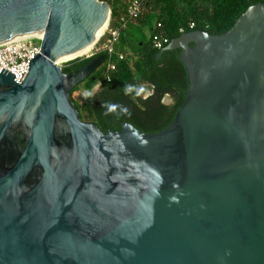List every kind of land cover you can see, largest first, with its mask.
<instances>
[{
	"label": "water",
	"instance_id": "1",
	"mask_svg": "<svg viewBox=\"0 0 264 264\" xmlns=\"http://www.w3.org/2000/svg\"><path fill=\"white\" fill-rule=\"evenodd\" d=\"M109 17L102 0H0V44L42 33L22 82L0 72V264H264V2L159 50L180 49L187 89L153 132L80 118L70 91L105 53L56 64Z\"/></svg>",
	"mask_w": 264,
	"mask_h": 264
},
{
	"label": "trees",
	"instance_id": "2",
	"mask_svg": "<svg viewBox=\"0 0 264 264\" xmlns=\"http://www.w3.org/2000/svg\"><path fill=\"white\" fill-rule=\"evenodd\" d=\"M102 1L110 7V26H117L119 17L125 13L127 0ZM258 2L264 0H144L145 9L136 20V27L131 24V29L127 26L120 31L118 41L114 44L116 51L127 53L124 59L110 56L107 62L115 63L114 70H108L105 61L102 67L99 66L91 76L70 91V98L80 118L93 121L101 131L119 130L120 121L130 122L143 132L160 130L180 107L187 84L185 69L178 59L180 49L164 51L156 60L159 50L182 32L198 29L210 34H221L233 25L248 6ZM190 22L193 26H190ZM154 35L165 39L159 48L153 45ZM128 40H131L129 47L126 46ZM76 58L68 61L62 70L67 72L74 68V64H83L91 57ZM97 82L99 87L90 98L80 104L73 99L74 90L88 92ZM144 84H149L153 89V94L148 97L150 99L155 94L160 97L174 88L172 103L147 102L143 99ZM125 85H133L140 90L139 95L135 92L125 95ZM110 105H115V109L109 111ZM121 108H126L127 112H122ZM142 116L153 118L154 121L139 123L135 120Z\"/></svg>",
	"mask_w": 264,
	"mask_h": 264
},
{
	"label": "built area",
	"instance_id": "3",
	"mask_svg": "<svg viewBox=\"0 0 264 264\" xmlns=\"http://www.w3.org/2000/svg\"><path fill=\"white\" fill-rule=\"evenodd\" d=\"M144 9V0H127L125 13L119 17L117 26H110L108 21L106 30L97 39L88 54L83 57L87 58L95 54L105 53L108 55V59L112 55H115L119 60L124 59L127 53L116 51L114 44L118 41L120 31L125 29L130 22L137 20ZM190 26H193L192 22H190ZM41 39L42 33H32L1 43L0 72L7 71L12 74L14 82H22L28 73L30 61L40 52ZM152 41L154 47L159 48L165 42V39L162 40L154 35ZM106 68L114 70L115 63L106 61ZM107 80H109V76H107ZM98 85L99 82L95 84V86Z\"/></svg>",
	"mask_w": 264,
	"mask_h": 264
},
{
	"label": "flooded vegetation",
	"instance_id": "4",
	"mask_svg": "<svg viewBox=\"0 0 264 264\" xmlns=\"http://www.w3.org/2000/svg\"><path fill=\"white\" fill-rule=\"evenodd\" d=\"M136 23V20L135 21H132V22H130V24H128V25H130V29L132 28V25H134V27H136L135 24ZM132 24V25H131ZM128 41H131V40H128ZM128 41H127V43H128ZM191 45V44H190ZM97 54H95V55H92V56H90L91 58L90 59H92L94 56H96ZM108 60V55L107 54H105V57H104V60H103V62L99 65L100 67H102L103 65H104V63H105V61H107ZM87 62V61H86ZM85 62V63H86ZM84 64V63H83ZM83 64H74L73 66H74V68L73 69H69L67 72H70V71H74L77 67H79V66H81V65H83ZM98 66V67H99ZM97 67V68H98ZM96 68V69H97ZM95 69V70H96ZM94 70V71H95ZM93 71V72H94ZM67 72H65V73H67ZM92 72V73H93ZM89 76H91V74H89L88 76H87V78L89 77ZM87 78H85L83 81H85ZM98 87H99V85L98 86H93L92 88H91V90L90 91H92V89L94 88V91L95 90H97L98 89ZM73 89V88H72ZM80 89H77V90H74L73 91V93L75 92V91H79ZM143 90H144V95H143V99H146V101L148 102H153V103H162V104H170V103H172V97H173V95L171 94V93H174V88L173 89H171V90H169V91H166L165 93H163L160 97H158V95L157 94H155V95H153V97H152V99H150V98H148L151 94H153V89H152V87L149 85V84H144V86H143ZM93 91V92H94ZM92 92V93H93ZM73 93H72V96H73ZM73 99H74V96H73ZM149 99V100H148ZM158 101V102H157ZM130 110H131V108H130ZM135 120H137L139 123H147V121H149V122H152V121H154L153 120V118H147V117H145V116H142L139 120L136 118ZM87 121V120H86Z\"/></svg>",
	"mask_w": 264,
	"mask_h": 264
},
{
	"label": "rangeland",
	"instance_id": "5",
	"mask_svg": "<svg viewBox=\"0 0 264 264\" xmlns=\"http://www.w3.org/2000/svg\"><path fill=\"white\" fill-rule=\"evenodd\" d=\"M124 2L126 1V0H123ZM110 19V18H109ZM131 43V41H128V43H126V46H128L129 47V44ZM81 58H84V57H79L78 56V58H76V59H81ZM86 58V57H85ZM68 61H71V60H68ZM68 61H65V62H62L61 64H60V66L61 67H63L64 65H66L67 64V62ZM94 91V88L92 89V91H88V92H84V91H82L81 89L79 90V91H75L74 93H73V96H74V99L76 100V101H78V103L80 104L81 102H83L85 99H88V98H90L91 97V95H92V92ZM85 93H90V95H88L87 97L85 96Z\"/></svg>",
	"mask_w": 264,
	"mask_h": 264
},
{
	"label": "bare ground",
	"instance_id": "6",
	"mask_svg": "<svg viewBox=\"0 0 264 264\" xmlns=\"http://www.w3.org/2000/svg\"><path fill=\"white\" fill-rule=\"evenodd\" d=\"M29 35V34H28ZM40 35V34H38ZM16 39V38H15ZM97 40H95L89 47H87L86 49L82 50L81 52L77 53V54H74V55H71V56H68L66 58H63V59H58L56 60V64L57 65H60L62 62H65V61H68V60H72V59H75L76 57H83L85 55L88 54V52L92 49L94 43L96 42Z\"/></svg>",
	"mask_w": 264,
	"mask_h": 264
},
{
	"label": "clouds",
	"instance_id": "7",
	"mask_svg": "<svg viewBox=\"0 0 264 264\" xmlns=\"http://www.w3.org/2000/svg\"><path fill=\"white\" fill-rule=\"evenodd\" d=\"M135 92L137 95H139L140 90H137L133 85H125L124 87V94L128 95L130 93ZM88 95H90V93H85V96L87 97ZM115 105H110L109 106V111H112L115 109ZM122 112H127L126 108H121Z\"/></svg>",
	"mask_w": 264,
	"mask_h": 264
}]
</instances>
